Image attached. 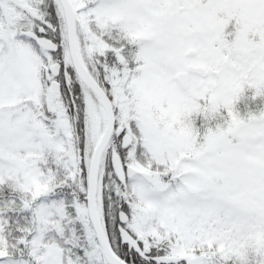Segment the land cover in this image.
Here are the masks:
<instances>
[{"label":"snow or ice","instance_id":"snow-or-ice-1","mask_svg":"<svg viewBox=\"0 0 264 264\" xmlns=\"http://www.w3.org/2000/svg\"><path fill=\"white\" fill-rule=\"evenodd\" d=\"M264 0H0V264H264Z\"/></svg>","mask_w":264,"mask_h":264},{"label":"trees","instance_id":"trees-1","mask_svg":"<svg viewBox=\"0 0 264 264\" xmlns=\"http://www.w3.org/2000/svg\"><path fill=\"white\" fill-rule=\"evenodd\" d=\"M238 109L245 119L249 113L258 115L264 111V97H255L254 89H246L245 98L238 104Z\"/></svg>","mask_w":264,"mask_h":264}]
</instances>
